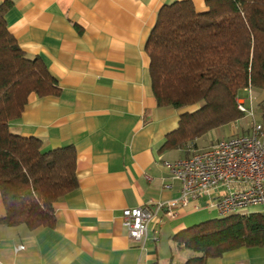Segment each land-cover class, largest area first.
<instances>
[{"label":"crops","instance_id":"0c3cea01","mask_svg":"<svg viewBox=\"0 0 264 264\" xmlns=\"http://www.w3.org/2000/svg\"><path fill=\"white\" fill-rule=\"evenodd\" d=\"M9 1V31L60 88L32 93L11 128L41 139L46 149L72 144L78 185L55 202V224L34 230L1 221L0 191V264H185L193 256L174 236L228 214L215 206L222 188L180 204L173 215L160 207L182 192L165 162L195 151L166 144L183 110L158 104L146 43L159 10L183 0ZM191 1L197 11L207 10V0ZM263 98L264 92L258 102ZM242 124L237 131L227 124L229 134L213 140L253 130V123ZM137 206L155 213L142 240L123 224L124 209ZM254 212L264 213V204L239 211ZM207 264H264V246L228 250Z\"/></svg>","mask_w":264,"mask_h":264},{"label":"trees","instance_id":"16d2710c","mask_svg":"<svg viewBox=\"0 0 264 264\" xmlns=\"http://www.w3.org/2000/svg\"><path fill=\"white\" fill-rule=\"evenodd\" d=\"M206 5L205 11L191 0L164 5L146 43L158 104L183 110L168 137L170 147L196 144L244 117L237 99L246 88L264 92V0ZM11 6L9 0L0 3V191L6 209L1 221L34 230L55 224V202L78 185L77 151L72 144L46 149L41 139L11 128L32 93H60L41 59L27 56L9 31L5 16ZM256 116L264 126V98ZM174 239L197 253L185 264H207L228 250L264 246V213L232 212Z\"/></svg>","mask_w":264,"mask_h":264},{"label":"built area","instance_id":"2783aa9c","mask_svg":"<svg viewBox=\"0 0 264 264\" xmlns=\"http://www.w3.org/2000/svg\"><path fill=\"white\" fill-rule=\"evenodd\" d=\"M246 90L252 96V90ZM238 106L247 111L248 107L241 103ZM165 164L182 184L178 198L160 204L170 215L180 204L220 188L215 206L221 215L264 204V126L261 123H256L250 133L218 139L211 147L197 150L190 157ZM122 217L129 235L142 240L155 213L146 206L128 207Z\"/></svg>","mask_w":264,"mask_h":264},{"label":"rangeland","instance_id":"374dc122","mask_svg":"<svg viewBox=\"0 0 264 264\" xmlns=\"http://www.w3.org/2000/svg\"><path fill=\"white\" fill-rule=\"evenodd\" d=\"M257 92H258L257 90H255V91L253 90L251 92L252 96H249V93L246 94V92H242V95L244 97H246V98L242 97V99H240V101L238 103H241V105H244V106L248 105L249 108H247V111H242L239 108L245 115H244V117H242V118L238 119L237 121H235L236 123L234 122V124H236V126L234 127L235 131H237V129L243 127L242 123L244 121H248V125L249 126H251L252 123H253V125H255L256 123H260V122H257L255 120V117L257 118V116H255V115L258 112V109L256 110L255 105H256V103H259L258 100H259V98L261 96H263V92H262V90H260L259 91V97H256L255 93H257ZM192 108H195V106L192 107ZM229 131H230V125L227 126V124H226V126L224 125L222 127L216 128L212 132H208L206 135H204L201 138L197 139L196 144H194L193 142H188L186 144H187V146H190L188 148H190V150H192V152H194V151L202 149L205 146H210L211 144L215 143L213 138H215V137H224L226 134H229L228 133ZM243 132L244 131H241L240 133H243ZM235 133H239V132H235ZM211 210H215V208H213ZM215 214H217V213L215 212ZM210 218H212V217H210ZM188 251L190 252V256H195L197 254L196 251H194V250L188 249Z\"/></svg>","mask_w":264,"mask_h":264}]
</instances>
